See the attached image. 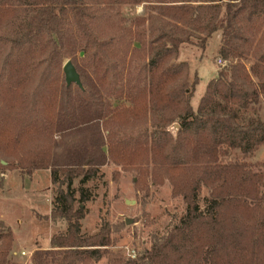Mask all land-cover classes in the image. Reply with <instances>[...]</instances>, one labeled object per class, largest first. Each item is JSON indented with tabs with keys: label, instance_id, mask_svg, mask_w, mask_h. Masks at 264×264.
Masks as SVG:
<instances>
[{
	"label": "trees",
	"instance_id": "1",
	"mask_svg": "<svg viewBox=\"0 0 264 264\" xmlns=\"http://www.w3.org/2000/svg\"><path fill=\"white\" fill-rule=\"evenodd\" d=\"M112 4L150 5L157 17L133 20L128 34L139 48L130 43V52H145L147 59L134 82L104 107L95 86L80 77L82 88L67 87L60 71L66 58L89 51L100 75L97 85L112 77V40L99 39L89 25L92 8ZM69 16L77 35L65 29ZM217 32L219 54L228 64L194 111L190 98L197 80L188 83L187 64L176 62L178 51L182 45L203 49ZM261 101L264 0H0V175L49 171L53 183L62 176L66 184L50 215L66 222V232L52 236L50 250L36 251L38 264L53 252L62 255L49 264L103 258L106 264H264V163L226 161L229 152L251 154L264 143V123L240 116ZM157 113L165 116L153 132L114 138V127L146 124ZM173 123L175 137L168 131ZM108 163L135 170L142 191L168 180L172 197L185 204L180 220L134 259L110 251L104 228L81 233L88 201L83 185ZM78 178L77 201L71 186ZM202 188L208 190L203 209ZM12 242L0 221V264H8Z\"/></svg>",
	"mask_w": 264,
	"mask_h": 264
},
{
	"label": "rangeland",
	"instance_id": "2",
	"mask_svg": "<svg viewBox=\"0 0 264 264\" xmlns=\"http://www.w3.org/2000/svg\"><path fill=\"white\" fill-rule=\"evenodd\" d=\"M150 5L112 4L101 10L92 8L89 21L90 29L99 39H111L108 47L111 60L117 67L112 77L98 86L100 75L96 72V61L88 52L77 51L66 58L71 61L80 77L95 86L99 102L107 107L115 102L117 96L135 80L141 67L146 62V53L131 54L129 44L139 48V44L132 41L128 31L133 29V20L137 17H147L154 14ZM157 17L156 14H154ZM65 29L72 34H79L72 17L64 21ZM156 21L155 25H159ZM141 30V29H138ZM147 36L148 31L143 29ZM146 38V37H145ZM148 38V37H147ZM146 38V41L148 40ZM221 35L213 34L203 49L197 46L182 45L178 51L176 62L188 66V83L197 80L194 93L190 98V105L196 111L208 84L216 79L217 71L223 66L218 60H223L219 54ZM197 42V40H195ZM253 60L245 62L249 67ZM60 75H63V71ZM64 76V75H63ZM165 115L157 113L150 116L149 121L133 122L130 127H114L115 139L130 140L144 133H151L158 119ZM240 116L244 119L258 118L264 123V102L251 110L243 111ZM177 123L168 127L169 133L175 137ZM69 137L66 138L68 140ZM58 141L59 136L55 137ZM226 161L259 165L264 163V143L251 154L243 155L239 151L229 152ZM259 168L253 167L256 172ZM0 221L9 228L13 242L7 258L8 264H38L35 260L36 251L50 250V239L57 234L66 232V222L61 218L51 219V211L57 207L58 190L66 191V184L62 176H58L56 183L51 181L49 171H36L26 175L19 170H6L0 175ZM135 170H127L112 163L100 168L98 175L83 185L87 190L88 201L83 204L84 218L80 221L81 233L91 236L101 229H106L112 240L110 251L126 259L131 254L135 257L149 249L155 237L165 235L168 229L176 224L184 215L185 204L180 197L173 198L171 185L164 179L160 186L149 187L142 191L137 184ZM61 184V185H60ZM72 189L75 198L79 200L80 178L73 180ZM208 198V190L202 188L199 196L200 207L203 209ZM79 203L74 204V209ZM129 222V225H126ZM21 252L26 253L23 257ZM62 252H53L44 264L53 259H59ZM95 264H106L103 258Z\"/></svg>",
	"mask_w": 264,
	"mask_h": 264
},
{
	"label": "water",
	"instance_id": "3",
	"mask_svg": "<svg viewBox=\"0 0 264 264\" xmlns=\"http://www.w3.org/2000/svg\"><path fill=\"white\" fill-rule=\"evenodd\" d=\"M64 79L66 86L69 87L71 85H76L79 88H82L80 76L77 73L75 67L73 66L71 61H66L62 67ZM176 129H178V125H176ZM129 222H126V225H129Z\"/></svg>",
	"mask_w": 264,
	"mask_h": 264
},
{
	"label": "built area",
	"instance_id": "4",
	"mask_svg": "<svg viewBox=\"0 0 264 264\" xmlns=\"http://www.w3.org/2000/svg\"><path fill=\"white\" fill-rule=\"evenodd\" d=\"M218 64L221 65V66H223V65L225 64V62H224L223 60L220 59V60H218ZM25 255H26V253L21 252V256L24 257ZM130 258H131V259H134V258H135V255H134V254H131V255H130Z\"/></svg>",
	"mask_w": 264,
	"mask_h": 264
},
{
	"label": "crops",
	"instance_id": "5",
	"mask_svg": "<svg viewBox=\"0 0 264 264\" xmlns=\"http://www.w3.org/2000/svg\"><path fill=\"white\" fill-rule=\"evenodd\" d=\"M49 245H50V242H49Z\"/></svg>",
	"mask_w": 264,
	"mask_h": 264
}]
</instances>
